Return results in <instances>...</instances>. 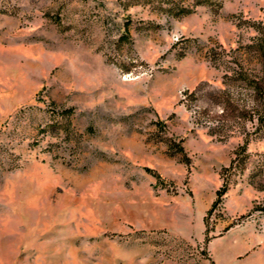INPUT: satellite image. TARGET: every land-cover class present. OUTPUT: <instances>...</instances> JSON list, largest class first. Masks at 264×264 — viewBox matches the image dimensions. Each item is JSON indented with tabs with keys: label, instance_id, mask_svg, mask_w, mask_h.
Masks as SVG:
<instances>
[{
	"label": "rangeland",
	"instance_id": "obj_1",
	"mask_svg": "<svg viewBox=\"0 0 264 264\" xmlns=\"http://www.w3.org/2000/svg\"><path fill=\"white\" fill-rule=\"evenodd\" d=\"M0 264H264V0H0Z\"/></svg>",
	"mask_w": 264,
	"mask_h": 264
}]
</instances>
